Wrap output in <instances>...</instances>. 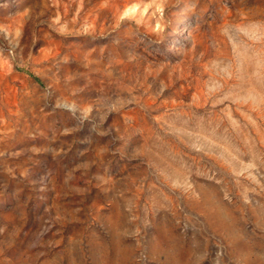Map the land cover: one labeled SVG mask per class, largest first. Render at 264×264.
<instances>
[{"label":"rangeland","instance_id":"rangeland-1","mask_svg":"<svg viewBox=\"0 0 264 264\" xmlns=\"http://www.w3.org/2000/svg\"><path fill=\"white\" fill-rule=\"evenodd\" d=\"M0 264H264V0H0Z\"/></svg>","mask_w":264,"mask_h":264}]
</instances>
